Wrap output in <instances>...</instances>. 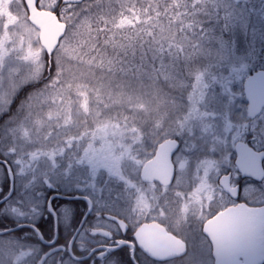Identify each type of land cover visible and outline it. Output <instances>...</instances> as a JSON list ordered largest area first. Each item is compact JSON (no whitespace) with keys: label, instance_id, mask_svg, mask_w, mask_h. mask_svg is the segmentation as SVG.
Returning <instances> with one entry per match:
<instances>
[{"label":"clouds","instance_id":"obj_1","mask_svg":"<svg viewBox=\"0 0 264 264\" xmlns=\"http://www.w3.org/2000/svg\"><path fill=\"white\" fill-rule=\"evenodd\" d=\"M188 3L37 0L38 9L63 27H58L51 51L28 34L3 42L0 94L6 103L0 110V138L31 141L55 133L60 148L107 149L138 165L154 158L160 144L192 135L186 112L192 93L188 83L200 79L204 69L193 62L195 53L189 49L195 42L178 37L174 24ZM195 23L189 20L182 27ZM29 48L37 54L35 78L21 71ZM27 67L33 64L28 61ZM143 180V175L129 178L125 185L130 190L126 219L135 221V227L155 219L172 231L184 247L169 256L167 264H205L194 243L200 220L195 189L186 191L172 180ZM46 256L26 234L0 229V264H43Z\"/></svg>","mask_w":264,"mask_h":264},{"label":"flooded vegetation","instance_id":"obj_2","mask_svg":"<svg viewBox=\"0 0 264 264\" xmlns=\"http://www.w3.org/2000/svg\"><path fill=\"white\" fill-rule=\"evenodd\" d=\"M259 115L248 118L245 112L246 120L250 122ZM239 122L242 123L243 119L240 118ZM198 132L193 129L192 135ZM252 139L254 137L248 134L245 139L234 142L227 153L229 158L221 166L216 164L219 173L214 178L192 177V165L183 173L175 157L185 140L179 136L171 139L178 143L171 157L174 166L172 181L186 191L195 189L200 220L196 221L194 243L205 264H264V231L260 233L259 226L254 224L247 227L235 225L238 219L242 223L251 221L247 216L219 218L228 208L238 205L250 208L264 205V176L261 179L257 177L254 165L246 172L244 169L239 171L236 165L235 148L241 143L252 153H263L261 167L264 173V148L255 147ZM200 141L196 139V144ZM76 150L72 165L76 176H69L67 161L49 158L46 168L52 170L58 166L60 176L57 171L58 175L49 171L54 176H29L25 173L11 180L8 176L0 177V200L12 186L11 196L0 204V229L15 228L18 234H26L28 240L39 244L47 253L43 264H167L169 256L183 251L184 245L163 223L155 219L144 220L135 227V221L126 219L130 190H126L125 185L131 177L117 176L111 168L106 172L110 176H100V169L94 173L90 171L91 175L87 166L78 163L80 150ZM201 153V159L207 162L224 157L216 147H208L204 154ZM150 159L147 158L140 169ZM252 160L257 162L256 157L252 156ZM37 167L36 161L31 171ZM17 169L16 166V172ZM140 169L138 176L131 180L140 179ZM181 174L188 177L185 182L179 179ZM142 183L160 184L157 180ZM18 264H23V261Z\"/></svg>","mask_w":264,"mask_h":264},{"label":"rangeland","instance_id":"obj_3","mask_svg":"<svg viewBox=\"0 0 264 264\" xmlns=\"http://www.w3.org/2000/svg\"><path fill=\"white\" fill-rule=\"evenodd\" d=\"M246 1L244 0V3ZM263 7L264 0H262L259 8V15L262 21H264ZM247 22L248 20H242L239 23L244 33H246ZM249 32L251 35L249 36L251 37L250 41H253L251 42L252 45L258 44L257 40L259 38L262 40L264 37V27L256 29L254 24V28L250 29ZM25 34L36 38L39 36L38 31L28 22L22 0H3V4L0 7V40L22 39ZM261 55H264V52ZM214 56L219 58L209 59L211 62L208 63L207 67H204L203 71L206 79L196 83L195 90L197 93L192 98L191 108L193 112L188 120L189 124H192L195 127L194 129L199 132L197 135L185 133L183 150L181 149L180 153L175 157L179 167L182 163L185 165L183 168L180 167L183 173H186L192 165L191 176L196 178H208L210 176L214 178L218 176L219 169H216V164L218 163L221 166L229 158L230 154L227 153L232 149L234 142L245 139L248 134L254 137L252 144L255 147L264 148V109L254 121H247L245 117L242 84L249 73L243 67L247 64L246 61L250 58V53L232 52L230 54L231 58H228L226 52L224 55ZM27 62L28 60L25 59L21 62V71L30 73L32 69L27 67ZM262 67L258 69H264V66ZM208 95H212L214 100L205 101ZM239 117L243 119L242 123L239 122ZM200 133L202 135H199ZM196 139L201 140L199 144H196ZM208 147H216L219 154H223L224 157L220 160L213 159L210 161L211 163L201 159L200 153L204 154ZM71 151L76 153L77 150L71 147ZM36 152L28 153L22 159L15 161L18 167L17 175L23 176L25 173L28 175L33 169L36 158L40 155V153ZM79 152L78 163L81 166H87L90 174L98 169H100V172L106 173L108 168H111L117 176L134 178L138 176L139 169L145 161L134 165L130 161L125 160L124 157L117 156L107 149L96 150L89 148V150ZM61 154L62 149H57L52 153L51 159L54 160L56 158L57 160V158L61 157ZM184 175L181 174L179 179L185 182L188 177L184 178ZM179 182L181 183V181Z\"/></svg>","mask_w":264,"mask_h":264},{"label":"trees","instance_id":"obj_4","mask_svg":"<svg viewBox=\"0 0 264 264\" xmlns=\"http://www.w3.org/2000/svg\"><path fill=\"white\" fill-rule=\"evenodd\" d=\"M261 4L262 0H247L245 3L244 0H241L239 4H233L228 0H200V2L189 0L188 5H186L187 11L181 10V20L174 22L175 28L177 29V36H185L195 42V46L190 47L189 50L195 53L192 58L193 62L199 64L202 69L207 67L208 63L211 62L209 59L219 58L214 55L221 56L226 52L228 58H231L230 54L232 52H249L250 58H248L246 61L247 64L243 68H246V72L250 74L264 66V55H261L264 52V37L262 40L259 38L257 40L258 44L255 45L251 44L253 41H250L251 37H249L251 36L249 31L254 28V24L256 29L264 27V21L260 19L261 16L259 15ZM201 8H203V11L199 10ZM137 20H139V17H137ZM189 20L195 21L196 23L189 25V27H182ZM242 20H248L247 28L245 29L246 33L239 26ZM180 52L183 53L184 49L181 48ZM202 79H206L204 72L200 79L193 78L188 83V87L192 90L190 106L186 110L188 119L193 112L191 108L193 103L192 98L197 93L195 85L197 82H201ZM207 97L205 101L214 100L212 95H208ZM189 125L191 130L195 128L192 124ZM57 139L59 137L55 133L47 139L41 137L40 139L31 141L17 140L14 142L11 136L0 138V160L4 161L10 167L13 177H17L15 161L20 158L22 159L28 153L37 151L40 153L36 158L38 167L28 175L46 177L59 174L60 176V168L58 166L49 170L45 164L47 163V159H51V155L55 150L62 149L63 157L57 158V160L54 158V160L67 161L69 163L67 169L69 176H76V169L72 165L77 152L73 153L71 148L65 149L56 146L54 142ZM9 149H14V151L10 152ZM0 167V177L6 178V166L0 163ZM60 167L63 168V166ZM74 170L75 172L72 174L71 172ZM49 171H53V174H50ZM56 171L58 174H56ZM80 175L84 176L87 174ZM100 176L110 175L101 171Z\"/></svg>","mask_w":264,"mask_h":264},{"label":"water","instance_id":"obj_5","mask_svg":"<svg viewBox=\"0 0 264 264\" xmlns=\"http://www.w3.org/2000/svg\"><path fill=\"white\" fill-rule=\"evenodd\" d=\"M234 4H238L241 0H229ZM3 0H0V7ZM23 4L27 13L28 22L38 31L39 42L48 47L51 51V45L56 43V39L59 36L58 27L62 28V25H58L55 17H50L46 12H43L37 7V0H23ZM50 45V46H49ZM242 94L246 104L245 112L248 118H254L261 113L264 108V69H258L251 74L247 75L242 84ZM178 148V143L175 140H168L165 143L159 145L158 150L154 153V158L147 161L140 169L139 176L143 175V181L157 180L160 183L167 184L169 180L173 179L174 166L171 161L173 153ZM236 165L239 171L246 172L252 165L257 168V177L261 179L264 176L263 169L261 167V161L263 159V153L255 154L245 146L244 144L236 145ZM252 156L257 162H253ZM0 163L6 166V171L9 179L11 180L13 175L10 167L2 160ZM243 175H245L243 173ZM227 184L224 185L228 189ZM229 191V189H228ZM230 192V191H229ZM12 194V186L9 193L0 200V204L6 201ZM250 219L245 220L242 223L241 219L234 222L235 225H243L244 227L253 226V224L260 228V233L264 231V205L257 208H250L246 205H238L233 208H228L222 213L220 219H229V217H238ZM253 220V221H252Z\"/></svg>","mask_w":264,"mask_h":264},{"label":"snow or ice","instance_id":"obj_6","mask_svg":"<svg viewBox=\"0 0 264 264\" xmlns=\"http://www.w3.org/2000/svg\"><path fill=\"white\" fill-rule=\"evenodd\" d=\"M5 39H7V38H5ZM3 42L4 41L0 40V51H2ZM36 56H37V54L32 53L30 50L28 55L24 58L25 60H28L33 64V68L31 70V72L28 74V77H26V78H35L39 74V65H38V61L36 59ZM12 88L13 89L15 88V84L12 85ZM5 103H6L5 94H0V110H2L4 108ZM25 135L27 136V133H25ZM184 166L185 165L183 163L180 165L181 168H183Z\"/></svg>","mask_w":264,"mask_h":264}]
</instances>
